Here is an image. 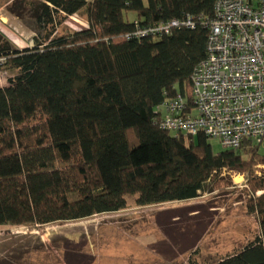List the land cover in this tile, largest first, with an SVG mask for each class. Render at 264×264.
Returning <instances> with one entry per match:
<instances>
[{
    "label": "trees",
    "instance_id": "trees-1",
    "mask_svg": "<svg viewBox=\"0 0 264 264\" xmlns=\"http://www.w3.org/2000/svg\"><path fill=\"white\" fill-rule=\"evenodd\" d=\"M10 1L11 13L31 14L36 35L20 49L0 31V71L9 73L0 88V226L118 212L130 196L139 206L190 200L212 191L210 183L221 186L228 169L247 178L259 232L231 253L192 264H264L261 144L215 152L203 133L185 138L159 125L158 107L179 92L192 107L208 29L128 36L188 15L211 19L218 0ZM74 14L88 27L65 25Z\"/></svg>",
    "mask_w": 264,
    "mask_h": 264
},
{
    "label": "rangeland",
    "instance_id": "rangeland-1",
    "mask_svg": "<svg viewBox=\"0 0 264 264\" xmlns=\"http://www.w3.org/2000/svg\"><path fill=\"white\" fill-rule=\"evenodd\" d=\"M11 2L0 0V31L20 49L30 47L34 20L31 14L11 13ZM65 25L88 27L82 14L67 17ZM8 76L0 71V88L9 85ZM210 141L215 152L223 150L218 140ZM259 152L264 155V143ZM221 178V186L210 183L212 191L195 200L139 206L130 196L128 207L118 212L46 225L0 226V264H192L193 259L224 255L243 243L248 230L258 233L259 220L247 209L252 192L244 174L224 169ZM149 249L154 256L148 260Z\"/></svg>",
    "mask_w": 264,
    "mask_h": 264
},
{
    "label": "built area",
    "instance_id": "built-area-1",
    "mask_svg": "<svg viewBox=\"0 0 264 264\" xmlns=\"http://www.w3.org/2000/svg\"><path fill=\"white\" fill-rule=\"evenodd\" d=\"M215 9L208 20L188 15L128 35L156 37L198 24L209 31L207 58L192 77V107L179 92L158 107L159 125L185 138L203 133L223 148L241 149L248 141L263 144L264 0H218ZM262 165L258 175L264 174Z\"/></svg>",
    "mask_w": 264,
    "mask_h": 264
},
{
    "label": "crops",
    "instance_id": "crops-1",
    "mask_svg": "<svg viewBox=\"0 0 264 264\" xmlns=\"http://www.w3.org/2000/svg\"><path fill=\"white\" fill-rule=\"evenodd\" d=\"M200 197V196H199ZM199 197H197V198H194V199H190V200H195V199H198ZM183 201H185V200H183ZM173 202H175V201H173ZM199 212V211H198ZM258 226H256L257 228H259L260 229V226H259V224H257ZM250 233H244V236H243V238H244V240H243V243H241V245L240 246H234V248L233 247H231L230 248V251H226L225 253H224V255H226L227 253H231L233 250H235V249H238V248H240V247H242V246H244L249 240H251V239H253L255 236H256V234H257V231H255V230H252V231H250V230H248ZM259 232V231H258ZM236 247V248H235ZM152 249H149V254H146L145 255V259H150V258H152V256H154V254H153V252L151 251ZM157 252V251H156ZM175 252V251H174ZM158 254H160V251L159 252H157ZM149 255V256H148ZM213 255L214 254H211V255H209L210 256V260L212 261V260H216V259H218V258H220V257H222V256H224V255H220V256H217V257H213ZM156 257H158V258H160V256H156ZM143 258V259H144ZM151 261V260H150ZM135 264H138L137 262H134Z\"/></svg>",
    "mask_w": 264,
    "mask_h": 264
}]
</instances>
